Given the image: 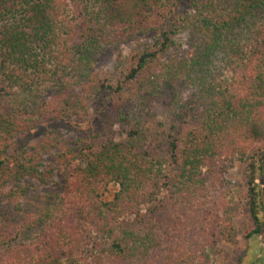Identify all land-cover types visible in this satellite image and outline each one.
I'll list each match as a JSON object with an SVG mask.
<instances>
[{
    "label": "trees",
    "instance_id": "16d2710c",
    "mask_svg": "<svg viewBox=\"0 0 264 264\" xmlns=\"http://www.w3.org/2000/svg\"><path fill=\"white\" fill-rule=\"evenodd\" d=\"M184 1L0 0V264H205L168 226L215 203L229 161L245 165L246 236L264 234V0ZM150 32L110 75L94 70L106 46ZM167 90L163 119L152 106ZM103 96L114 108L94 125ZM70 117L99 126L73 147L60 191L31 189L55 174L43 156ZM45 125L38 147L8 151Z\"/></svg>",
    "mask_w": 264,
    "mask_h": 264
},
{
    "label": "rangeland",
    "instance_id": "374dc122",
    "mask_svg": "<svg viewBox=\"0 0 264 264\" xmlns=\"http://www.w3.org/2000/svg\"><path fill=\"white\" fill-rule=\"evenodd\" d=\"M187 4L186 0L180 5L184 9L187 7ZM152 33L154 34V32H150L126 41L118 42L115 45L106 46L98 54L94 70L103 76L110 75L111 71L114 70L118 54L121 52L124 56L128 55L139 41L151 40ZM179 37V40L183 43V52L179 53L181 55L190 47L185 32H181ZM170 94L171 92L167 90L164 93L165 96L161 100L155 101L152 106L163 119L169 117L167 99L171 97ZM36 96H39L41 100L49 98L48 93L41 94L40 91H37ZM113 99L114 97L110 99V97L103 96L99 97L96 103L91 104L90 113L93 119L97 115L96 121L94 120V125L99 123L97 120L103 117L102 115L107 108V111L113 110ZM52 126L57 128V136L60 141H58L57 148H53L43 156V163L47 169L54 168L55 174L50 177L48 186L40 185L36 180H31L30 187L31 189H38L40 186L41 190L48 189L49 192L57 193L62 189L67 175L66 163L74 157L80 146L73 147L79 144L85 136L96 131L99 124L93 129L89 120L81 122L70 117L66 120H59L56 124L53 123ZM52 126L45 125L43 128L33 129L29 132L19 134L16 140L14 137V141L8 140L10 143L8 151L11 152L22 144L32 148L38 147L44 140V129ZM115 127L117 128L118 125ZM62 152L65 153L63 156L61 155ZM227 165V169L223 168L226 172L222 173L220 177L216 175L213 179L217 186L213 192L215 203L212 206L203 205L195 209H188L180 214L175 213L174 217L178 216L184 220H182L183 222H177L175 224L172 222V224H169V234L171 235L169 239L170 241L185 244L189 249L194 250L196 254L201 255L203 258H205V253H207L208 259L205 264H264V234L254 235L251 238H247L246 236L251 228V223L247 210L242 202L244 201L243 197L246 189L245 165L239 162V160L229 161ZM10 188L11 186L8 184L0 185V195L8 192ZM116 189V184H110L109 189L105 192V196L108 198L112 197ZM227 190L231 191L229 194L231 198L230 202L234 204L235 208L231 217L227 213V206L223 201ZM2 204L3 201H0V205ZM233 222L237 223L239 230L236 235H232V239L228 240L229 232L224 230L229 229Z\"/></svg>",
    "mask_w": 264,
    "mask_h": 264
}]
</instances>
